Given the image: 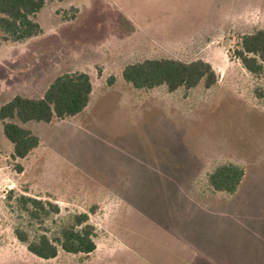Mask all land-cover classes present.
I'll list each match as a JSON object with an SVG mask.
<instances>
[{"label":"rangeland","instance_id":"374dc122","mask_svg":"<svg viewBox=\"0 0 264 264\" xmlns=\"http://www.w3.org/2000/svg\"><path fill=\"white\" fill-rule=\"evenodd\" d=\"M36 21L24 42L0 31V106L65 73L88 74L93 91L75 117L26 123L40 144L25 159L0 122V264H264V74L236 58L240 37L264 29V0H46ZM159 58L204 60L218 81L169 92L123 79ZM225 164L245 172L233 195L209 184ZM22 195L48 217L32 220ZM82 213L91 254L44 260L16 237L57 236Z\"/></svg>","mask_w":264,"mask_h":264},{"label":"trees","instance_id":"16d2710c","mask_svg":"<svg viewBox=\"0 0 264 264\" xmlns=\"http://www.w3.org/2000/svg\"><path fill=\"white\" fill-rule=\"evenodd\" d=\"M62 1V0H60ZM46 0H0V31L4 40L24 42L37 37L42 28L36 16L44 8ZM236 58L251 74H264V29L244 34L239 39ZM123 79L138 90H152L165 86L169 92L180 88L186 92L200 83L204 88L213 87L218 76L212 66L201 59L182 61L172 58L146 59L127 65ZM93 84L83 72L65 73L55 78L40 98L14 96L0 106V122L5 138L13 145V158L25 159L40 144V138L24 127L26 123H51L82 113L90 103ZM244 169L225 164L217 167L209 176L213 190L233 195L241 185ZM19 206L35 221H43L49 212L43 201L22 195ZM54 212L58 209L50 205ZM17 239L26 245L27 251L37 258L55 259L60 251L67 254H91L96 250V228L87 213L75 215L72 222L63 227L57 236L41 234L30 240L24 230H15Z\"/></svg>","mask_w":264,"mask_h":264}]
</instances>
